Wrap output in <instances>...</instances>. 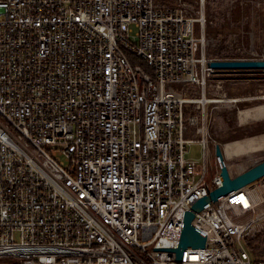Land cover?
Returning <instances> with one entry per match:
<instances>
[{"label": "built area", "instance_id": "obj_1", "mask_svg": "<svg viewBox=\"0 0 264 264\" xmlns=\"http://www.w3.org/2000/svg\"><path fill=\"white\" fill-rule=\"evenodd\" d=\"M198 1L0 0V264H175L185 213L221 185L185 111L253 99L228 97L225 77L264 73L208 66L264 61V39L208 58ZM192 142L200 160L185 158ZM192 224L206 245L182 264H264V177Z\"/></svg>", "mask_w": 264, "mask_h": 264}, {"label": "rangeland", "instance_id": "obj_2", "mask_svg": "<svg viewBox=\"0 0 264 264\" xmlns=\"http://www.w3.org/2000/svg\"><path fill=\"white\" fill-rule=\"evenodd\" d=\"M155 2L166 7H174L179 2L195 4L199 1L155 0ZM204 11L207 20L206 38L208 45L206 47V55L208 58L225 59L244 56L249 49L251 39L256 50H259L260 46H262L264 39L263 13L253 10L252 4L248 0H205ZM253 76V79L248 83L240 80L237 81L236 85L231 82L233 80L229 77H225L226 81L223 82L222 86L223 91L228 97H234L238 93L240 95H257L259 91L264 94V73L262 71H254ZM192 93L194 92L192 91ZM252 105L251 102H238L236 105L227 103L208 104L205 115H203L201 109H198L197 105L186 109L185 115L187 119L194 116L199 121L188 129L186 136L198 138L197 130L201 127H204L205 133L208 134L210 159L213 166L211 173L216 163L215 145L219 144L223 150L225 143L238 140L237 137L245 135L247 128L251 126L244 127L245 129L237 127L236 116L240 110L247 109ZM203 117L204 122H202ZM252 126L249 130L254 132L264 130V122ZM248 132L249 134L253 133ZM185 158L200 160L202 158L200 144L197 142L189 143L186 146ZM262 160H264V151H257L229 157L226 159V164L230 174L236 176ZM253 244L256 257L264 258V250L261 249L264 241ZM253 257L255 258V256Z\"/></svg>", "mask_w": 264, "mask_h": 264}, {"label": "water", "instance_id": "obj_3", "mask_svg": "<svg viewBox=\"0 0 264 264\" xmlns=\"http://www.w3.org/2000/svg\"><path fill=\"white\" fill-rule=\"evenodd\" d=\"M208 66L213 69H264V61L215 60L209 62ZM214 150L220 168L221 185L213 189L208 196L194 202L191 209L185 213L179 245L177 248L169 250L175 254V264H182L183 252L186 249H201L206 245V234L192 224L195 213L203 210L211 202L218 201L264 177V160L232 177L228 171L221 146L216 144Z\"/></svg>", "mask_w": 264, "mask_h": 264}, {"label": "crops", "instance_id": "obj_4", "mask_svg": "<svg viewBox=\"0 0 264 264\" xmlns=\"http://www.w3.org/2000/svg\"><path fill=\"white\" fill-rule=\"evenodd\" d=\"M262 94H263V92L259 91V94H257V95H251V94L240 95V93H238V95H235V97H241V98L245 97V96H249V97L252 96L253 97V99H248L246 101L245 100L240 101V102H251V104H253V105L251 107H248L247 109L240 110L237 113V116H236L237 127L245 129L244 127H247V126L253 127L252 125H254V124L256 125V124H260V123L264 122V97H262ZM254 101H259V102H254ZM246 110H250L249 116H246V114H244V112H246ZM255 127H258V126H255ZM250 128H247L245 135H243L242 137H237L238 140L231 141L228 143L244 141L247 139H253L255 141L254 142L255 147H254V149L250 150L249 152L264 151V130H261L259 132L258 131L254 132L252 130H249ZM248 131L253 132V133L249 134ZM254 136H257V137H254ZM226 144L227 143H225V145ZM225 145H224V148H225ZM224 148H223V151H224ZM246 153H248V152H246ZM246 153H243V154H246ZM238 155H242V154H238ZM238 155L231 154L228 156L224 152L225 159L232 157V156H238Z\"/></svg>", "mask_w": 264, "mask_h": 264}, {"label": "bare ground", "instance_id": "obj_5", "mask_svg": "<svg viewBox=\"0 0 264 264\" xmlns=\"http://www.w3.org/2000/svg\"><path fill=\"white\" fill-rule=\"evenodd\" d=\"M246 116H249L250 110H246L244 112ZM254 140L253 139H247L244 141H238V142H233V143H227L224 148V152L226 155H231V154H243L246 152H249L250 150L254 149Z\"/></svg>", "mask_w": 264, "mask_h": 264}]
</instances>
